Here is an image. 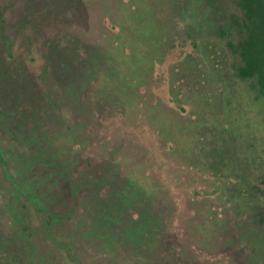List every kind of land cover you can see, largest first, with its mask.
<instances>
[{"label":"rangeland","instance_id":"1","mask_svg":"<svg viewBox=\"0 0 264 264\" xmlns=\"http://www.w3.org/2000/svg\"><path fill=\"white\" fill-rule=\"evenodd\" d=\"M78 1L86 21L42 16L41 0H0V264H181L188 242L201 264H264V227L252 220L198 227L213 210L229 214L231 166L219 174L174 147L191 127L178 123H203L212 157L227 150L264 169V94L236 75L228 45L245 36L236 0ZM151 6L166 21L152 39L165 45L152 48V95L119 97L103 78L118 73L121 42L136 44L132 18ZM71 22L91 31L79 37L92 51L65 47ZM153 208L170 224L158 235L181 243L152 250Z\"/></svg>","mask_w":264,"mask_h":264},{"label":"flooded vegetation","instance_id":"2","mask_svg":"<svg viewBox=\"0 0 264 264\" xmlns=\"http://www.w3.org/2000/svg\"><path fill=\"white\" fill-rule=\"evenodd\" d=\"M41 2V5L43 3L48 4L41 11L42 16H51L57 11V9H59L61 11H68L72 14L71 17H74V19L78 18L82 21H86L84 17H91L88 15L83 17L81 15L80 5L83 4L84 1L81 2L78 0H41ZM153 2V0L149 1L150 4H152ZM152 7L153 6L147 9L148 11L145 13V16H139L135 19L132 18L134 25L131 28L127 29V31L130 33L131 38L134 40L133 42L136 41V44L134 45V47H132V45H128L125 43V39L123 40V42H121L119 47L122 51V63L120 66H118V73L115 76H109L108 80L107 78H103L104 86L106 84L113 85V89L118 91L117 95H119V97H141L146 94L152 95V71L154 69V61L152 62V48L155 46L157 54L165 48V45L159 47L155 45V42L152 39H159L158 36H160L162 33V31L159 30L161 22L166 23L164 18L160 15H164L165 11L160 12L157 9L154 10ZM143 17L146 18V21L140 22L139 19H143ZM80 25L82 26V24ZM80 25L76 22H71L70 24H67L65 26H74L73 30L70 29L69 31L64 30L63 28L59 35H62L63 37L64 35L70 34V40L65 45V47L67 46L69 49L76 50L77 47L79 52L83 49L85 51H92V49L97 45L92 44L93 42H88V44L86 41L79 37L83 34L88 35L91 31L80 29ZM152 30L154 31L152 32ZM139 40L143 41L141 43L144 44H140ZM54 42L55 41L51 40L49 43H47L46 49L52 47L54 45ZM228 45L231 50L234 49L233 51H236L235 48L232 46V43H229ZM57 46L59 49H64L61 48L62 45L60 44H57ZM105 57L107 58V55ZM159 59L161 60L162 58ZM107 61H110L112 63L113 59L108 58ZM240 63L241 64L237 65L236 67L237 76L238 69L242 65V59ZM240 78L250 79L245 77ZM92 79L94 81V78ZM177 125H179L180 128L181 126L183 127L181 129L182 134L185 133V131L183 130L184 128L191 126L187 130L188 138L186 139V141L184 143L180 142L179 145L174 146L177 150L186 153L187 156L191 158V160L195 159L196 163L200 162L201 160L205 161L206 163H210L213 160L211 162L210 167L213 168L214 166L216 169V173L219 174L221 169L227 166H231V171H229L227 175H222V178L226 181L225 183L227 185L228 183L232 184V188L229 187V185L227 187L228 207L223 208V212L226 213L228 211L229 214L223 217L218 211L213 210L210 213L206 214L205 218L207 219L205 221V218L199 220V222L202 223H200L198 227L203 228V230H205L206 232H214V230L219 227V222H222L226 225L227 222L231 219L233 225V220L237 219L243 222L244 227H247L248 224L246 225V223L252 220L256 227L263 228L264 203H262L260 200V198L262 197L260 196V194L264 192V169L258 171V168L256 166V157H241L240 155H234L233 153H230L227 150H225L226 152L223 153V155L225 156H221L222 153L220 150H218V154L216 155V157H212L210 154V150H206V148L200 147V143H202V141H200L199 139L200 136L206 137V127L203 125V123L202 125H188L187 121L183 120L181 124L178 123ZM97 129L98 128H96V130ZM198 130H200L199 135L196 133V131ZM169 131L171 132L172 129H170ZM207 131L209 130L207 129ZM161 144L166 145L165 142H161ZM215 147L216 144L212 146L213 149ZM215 164H217V166ZM156 197L157 194H154L153 200ZM153 214L156 215L152 216V222H150V224H152V250L160 248L159 244L161 243L173 246L175 245L172 244L173 242H180L179 238H170V234L168 231L167 234L169 238L160 237L158 235V231L162 227H164L166 224H170L168 220L167 222L164 220L162 214L157 209L155 210V208H153L152 215ZM208 223H210V225H208ZM201 239H207V237H201ZM188 244L190 249L193 250L194 255L192 257H189L188 254L184 253L183 261L181 262V264H201L202 252L200 251L198 254L197 249L193 247L192 243L188 242Z\"/></svg>","mask_w":264,"mask_h":264},{"label":"trees","instance_id":"3","mask_svg":"<svg viewBox=\"0 0 264 264\" xmlns=\"http://www.w3.org/2000/svg\"><path fill=\"white\" fill-rule=\"evenodd\" d=\"M242 16L234 20L245 32L236 49L242 59L238 76L256 79L264 94V0H236Z\"/></svg>","mask_w":264,"mask_h":264}]
</instances>
